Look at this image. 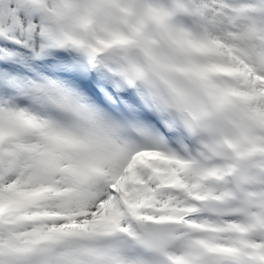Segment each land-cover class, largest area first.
<instances>
[{"label":"snow or ice","instance_id":"1","mask_svg":"<svg viewBox=\"0 0 264 264\" xmlns=\"http://www.w3.org/2000/svg\"><path fill=\"white\" fill-rule=\"evenodd\" d=\"M0 264H264V0H0Z\"/></svg>","mask_w":264,"mask_h":264}]
</instances>
